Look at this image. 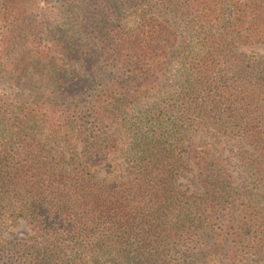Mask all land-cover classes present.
I'll return each mask as SVG.
<instances>
[{
  "label": "trees",
  "instance_id": "16d2710c",
  "mask_svg": "<svg viewBox=\"0 0 264 264\" xmlns=\"http://www.w3.org/2000/svg\"><path fill=\"white\" fill-rule=\"evenodd\" d=\"M59 2L0 0V264L262 260L264 59L236 47L264 0ZM191 127L240 145L244 191Z\"/></svg>",
  "mask_w": 264,
  "mask_h": 264
},
{
  "label": "rangeland",
  "instance_id": "374dc122",
  "mask_svg": "<svg viewBox=\"0 0 264 264\" xmlns=\"http://www.w3.org/2000/svg\"><path fill=\"white\" fill-rule=\"evenodd\" d=\"M31 3V2H30ZM61 6V2L59 0H41V7L43 10L54 11L55 14L53 18H57L56 13L58 8ZM40 9L38 10V12ZM37 13V12H35ZM238 53H244L249 56H256V58L264 59V47L261 46H250V47H236ZM176 68V67H175ZM177 70L173 71L172 75L176 73ZM185 151L192 153V151L197 150L201 147L209 146L211 150L216 152L218 156H220L228 171L235 178L236 183L241 191L245 190L246 186V174L244 168L241 166L238 155L240 151V145L234 141L230 140L227 137H215L210 134L206 129L198 128L194 129L191 127V130L185 133ZM194 149V150H193ZM113 164L120 165L119 167H127V162L122 158V154L116 155L113 159ZM120 169V168H118ZM181 189L190 193L196 190V175L194 173H190L186 179L181 181ZM244 189V190H243ZM4 237L20 239L21 237H27L30 234V226L27 221L19 220L17 224L9 223L6 231L4 232ZM175 253L174 255H177ZM173 255V256H174ZM176 257V256H175ZM234 253L232 251H227L223 257L224 264H233ZM178 258V257H176ZM258 262L252 264H264V258L262 260L256 259ZM171 264H179V262L175 261ZM245 264V262H242ZM251 264V263H250Z\"/></svg>",
  "mask_w": 264,
  "mask_h": 264
}]
</instances>
